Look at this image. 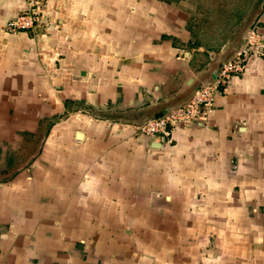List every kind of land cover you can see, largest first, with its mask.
Returning a JSON list of instances; mask_svg holds the SVG:
<instances>
[{"label":"crops","instance_id":"0c3cea01","mask_svg":"<svg viewBox=\"0 0 264 264\" xmlns=\"http://www.w3.org/2000/svg\"><path fill=\"white\" fill-rule=\"evenodd\" d=\"M235 2L0 0V264H264V36L206 120L136 127L264 31Z\"/></svg>","mask_w":264,"mask_h":264},{"label":"built area","instance_id":"2783aa9c","mask_svg":"<svg viewBox=\"0 0 264 264\" xmlns=\"http://www.w3.org/2000/svg\"><path fill=\"white\" fill-rule=\"evenodd\" d=\"M25 1L26 7L6 22L5 30L14 32L32 28L47 10V0ZM263 36L264 31L259 30L257 23L252 25L248 31L245 45L224 64L220 77L228 75L231 71L243 69L241 55L244 52L249 50L253 53H262L261 39ZM214 85L215 83L204 85L187 102L177 105L163 116L146 119L144 122L136 124V127L142 133L154 136L159 132L165 133L170 125H177L180 122L190 123L197 119L206 120L214 105Z\"/></svg>","mask_w":264,"mask_h":264},{"label":"water","instance_id":"95a60500","mask_svg":"<svg viewBox=\"0 0 264 264\" xmlns=\"http://www.w3.org/2000/svg\"><path fill=\"white\" fill-rule=\"evenodd\" d=\"M254 20H253V22H254ZM252 25L248 26L245 29L244 33L240 36V40H237L236 42L231 43L230 48L226 52H223L221 55H218V56L216 54H214V57L216 56L215 58L217 59L218 62H217V65L215 67V70H214V75L212 77L206 78V79H203L202 81H200V83L193 89L191 94H189L187 97H184L183 99H181V100H179L177 102H174V103L170 104L166 109H164L159 114L154 115L152 117L145 118V119H143V120H141L139 122H136V123L140 124V123L144 122L146 119L160 117V116H163V115L167 114L169 111H171L177 105H180V104L185 103L188 100H190L193 97V95L200 88H202L204 85L215 83L220 77V74H221V71L223 69L224 64L227 61H229L245 45L248 31L251 29Z\"/></svg>","mask_w":264,"mask_h":264},{"label":"rangeland","instance_id":"374dc122","mask_svg":"<svg viewBox=\"0 0 264 264\" xmlns=\"http://www.w3.org/2000/svg\"><path fill=\"white\" fill-rule=\"evenodd\" d=\"M211 1V0H210ZM214 1V8L216 9V12L218 14L222 13V9L224 10L225 8H227L229 5H232L234 3V0H212ZM241 0H236L235 3L240 2ZM230 2V3H229ZM257 22H255L253 24V26L256 24ZM206 37V36H205ZM204 37V38H205Z\"/></svg>","mask_w":264,"mask_h":264}]
</instances>
